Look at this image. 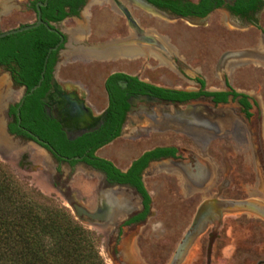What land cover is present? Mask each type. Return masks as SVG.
<instances>
[{
    "label": "flooded vegetation",
    "instance_id": "1",
    "mask_svg": "<svg viewBox=\"0 0 264 264\" xmlns=\"http://www.w3.org/2000/svg\"><path fill=\"white\" fill-rule=\"evenodd\" d=\"M44 2L45 5L39 4ZM103 4L124 17L128 32L122 37L88 41L92 34L90 9ZM37 6L41 19L56 29H48L57 38L51 47L58 43L59 46L48 55L47 61L50 57L53 60L51 70L35 96L29 97L32 94H26L27 86L15 78L11 69L14 63H0V73L4 74L0 83V120L8 135L6 147L12 146L11 151L22 148L21 162L24 165L25 161L27 167L32 165L29 159L34 149L41 151L45 181L69 204L98 216L93 221L106 228L107 252L117 264H131L128 258L133 259L138 251L134 239L151 219L159 216L145 185L146 177L161 172L176 175L185 197L208 191L198 201L192 216L189 229L197 228L196 238L183 256L169 264H185L189 250L205 232L208 235L203 264H222L220 255L211 254L219 236L212 234V227H221L227 216L241 217L247 213L264 220L263 97L255 91L237 88L231 79L236 66H264V0H0V25L16 9L34 14L35 19L25 24L36 22ZM136 10L169 22L180 20L190 27L205 26L213 13H220L224 27L236 33L229 38L234 47L225 50L215 64L220 86L205 87L199 68L187 63L170 36L151 27H140L133 15ZM61 13L66 15L58 19ZM68 18L81 20L77 27H61V22ZM250 29L254 30V37L248 38ZM111 45L131 48L130 55L121 54L130 59L153 56L190 85L170 87L153 83L139 71H113L103 82L104 101L100 104L93 88L79 77L61 78L57 74L59 66L70 62L106 59L94 52ZM114 74L122 76L110 79ZM167 130L186 135L194 147L175 140L158 144L142 150L125 168L98 154L118 137L137 141ZM213 141H220L213 145L214 154L209 150ZM227 154L232 156V163ZM247 161L254 173L252 187L247 188L244 197H234L235 191L224 197V190L231 188V180L242 179L250 169ZM77 174L95 180L91 205L72 187ZM81 217L91 219L85 214ZM253 264H264V258Z\"/></svg>",
    "mask_w": 264,
    "mask_h": 264
},
{
    "label": "rangeland",
    "instance_id": "2",
    "mask_svg": "<svg viewBox=\"0 0 264 264\" xmlns=\"http://www.w3.org/2000/svg\"><path fill=\"white\" fill-rule=\"evenodd\" d=\"M90 12L92 13L90 19L92 34L88 41H104L127 34L128 29L124 17L113 12L107 4L94 5L91 7ZM219 14L218 12L213 13L205 26L190 27L180 20L169 22L158 17L149 16L140 10L133 12L140 27H151L159 34L170 36L187 63L199 68L201 74L205 77V87L211 89L220 86V81L215 73L216 61L225 50L234 47L229 43V38L231 35L236 34L224 27L219 20ZM34 19L35 16L31 11L22 13L16 9L1 20L0 30L13 28ZM80 20V18H68L61 22L60 26L63 28L77 27ZM250 30L249 35H247L248 38L250 36L254 37V30ZM250 41L252 42V40ZM68 48L67 45L66 49ZM106 48L94 52V54L104 56L106 59L93 58L89 61L77 60L70 62L59 66L57 74L61 78L79 77L93 88L95 100L100 104L104 101L103 82L113 71L128 73L139 71L138 73H141V76L148 78L153 83L170 87L190 85L174 74L168 67L162 66L153 56L141 55L136 59H130L122 56L131 54L132 49L129 47L111 45ZM118 54H122V57H117ZM111 57H114V59ZM231 79L237 88L257 92L260 97H263L260 99L264 106V66L253 63L236 66L231 74ZM3 80L4 74L0 73V83ZM174 140L194 147L191 139L186 135L167 130L153 132L150 137H142L137 141L118 137L101 148L98 154L111 159L115 165L125 168L142 150ZM220 141L227 143L222 138H220ZM219 142H212L209 147L210 152L215 153L213 145ZM226 146H228V143ZM22 151V148L13 149L5 156L0 155V161L20 182L22 187L32 189L34 194L36 192L42 195L43 198L34 195L35 200L63 207L74 220L98 235L100 242L97 243V247L100 256L105 264H114L113 257L111 255L109 257L107 253L106 228L96 223L80 221L64 196L45 181L42 173L44 166L41 162L43 157L41 151L34 149L30 154L29 160L32 163L30 167L25 165V161L22 165L23 162L21 161L23 159L20 158ZM216 157V161H218L219 156ZM227 157L232 163V156L227 154ZM247 166L250 168V161H247ZM178 180L176 175L162 172L145 178V185L151 193L156 213L159 216L151 219L134 239L138 251L133 259L128 258L131 264H169L178 244L190 228L195 207L200 198L208 195V191L193 192L185 197L182 188L177 183ZM231 181V188L225 189L223 196L229 197L235 191L237 194L234 197H244L248 191L247 188L252 187L254 173L251 168L247 169L242 179L233 178ZM94 185V179H87L81 174H77L72 182V187L86 198L88 205L92 204L94 198ZM247 214V216L243 215L241 217L227 216L221 227L217 225L212 227V234H218L219 236L214 241L211 254L214 256L220 255L222 264H253L258 258H264V220L258 217H249L250 213ZM207 235L205 232L197 239L189 250L185 264H203Z\"/></svg>",
    "mask_w": 264,
    "mask_h": 264
},
{
    "label": "trees",
    "instance_id": "3",
    "mask_svg": "<svg viewBox=\"0 0 264 264\" xmlns=\"http://www.w3.org/2000/svg\"><path fill=\"white\" fill-rule=\"evenodd\" d=\"M65 15L61 13L58 19ZM56 39L44 25L1 37L0 63H14L15 78L30 90L40 79L47 51ZM52 62L50 57L41 87L29 97L42 90ZM118 76L122 75L114 74L110 79ZM34 195L43 198L22 187L0 161V264H105L97 247L98 235L63 207L35 200Z\"/></svg>",
    "mask_w": 264,
    "mask_h": 264
},
{
    "label": "water",
    "instance_id": "4",
    "mask_svg": "<svg viewBox=\"0 0 264 264\" xmlns=\"http://www.w3.org/2000/svg\"><path fill=\"white\" fill-rule=\"evenodd\" d=\"M40 5H45L46 2L44 3H39ZM38 8V11H39V16H38V20L36 22H32V23H29V24H25V25H21V26H17V27H13V28H10V29H7V30H4V31H0V38L1 37H4L6 35H9V34H13V33H17V32H21V31H25V30H28V29H31V28H34V27H37L39 26L40 24H44L47 29L51 30V31H56V29L50 27L47 23H45L41 17H40V8L39 6H37ZM62 37H61V41H62ZM60 41V42H61ZM59 46V43L57 45H55L54 47H50L48 52H47V55H46V59H45V62H44V68H45V64H46V61H47V58H48V55L50 54V52L53 50V49H56L58 48ZM43 73H44V69L43 71L41 72V77L40 79L38 80V82L29 90L26 92V94H32L41 84L42 80H43ZM2 99H0V102L2 103ZM7 101V100H6ZM6 138L8 139V135L6 134V130H5V126H4V123L3 121L0 120V155L1 156H5L6 153H10L11 149H12V146H9L6 147ZM70 206L72 207V210L74 212V214L76 215V217L78 219H80V221L82 222H86V223H96V224H99L95 221H93L94 217H98L95 213H91L90 211L86 210L85 208L83 207H80V206H76V205H73V204H70ZM81 214H85L87 215L88 217H90L91 219H82L81 217ZM100 225V224H99ZM196 235H197V228L195 227L193 230L191 229H188L184 235V237L182 238V240L180 241V243L178 244L177 246V249L176 251L174 252V255L172 257V262L177 258L179 259L181 256H183L184 252L186 251V247L188 245H190L192 243V241L196 238ZM108 253V252H107ZM109 257L110 254L108 253ZM112 259V258H111ZM113 263L116 264V262L112 259Z\"/></svg>",
    "mask_w": 264,
    "mask_h": 264
}]
</instances>
